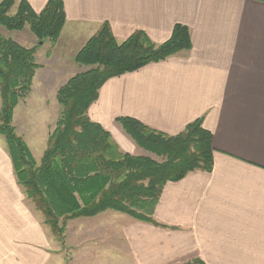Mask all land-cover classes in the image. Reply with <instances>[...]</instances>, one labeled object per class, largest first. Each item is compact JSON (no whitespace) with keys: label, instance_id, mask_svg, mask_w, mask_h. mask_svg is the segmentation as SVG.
<instances>
[{"label":"crops","instance_id":"obj_1","mask_svg":"<svg viewBox=\"0 0 264 264\" xmlns=\"http://www.w3.org/2000/svg\"><path fill=\"white\" fill-rule=\"evenodd\" d=\"M13 1L39 14L51 0ZM56 1L65 23L54 49H79L104 23L118 43L140 31L160 45L175 25L188 28V51L107 80L88 117L132 155L144 153L117 119L167 136L199 120L212 136V170L167 183L154 224L108 210L68 220L58 245L0 136V264H264V0ZM42 70L28 100L38 115L48 113L50 90L58 106L59 87ZM43 123L47 143V117ZM30 129L43 146L42 126Z\"/></svg>","mask_w":264,"mask_h":264},{"label":"trees","instance_id":"obj_2","mask_svg":"<svg viewBox=\"0 0 264 264\" xmlns=\"http://www.w3.org/2000/svg\"><path fill=\"white\" fill-rule=\"evenodd\" d=\"M14 4L0 0L1 26L20 31L28 25L38 46L45 39L57 40L65 23L60 1H49L39 14L20 1L15 14L9 15ZM190 48L189 30L182 25H175L170 38L160 45L140 31L118 43L109 25H101L74 58L94 68L71 77L56 93L60 116L37 165L11 125L14 108L29 93L38 68L34 49L0 37V136L5 139L18 185L53 235L61 236L68 220L108 210L154 224L153 210L167 183L194 171L212 170V136L199 120L180 134L167 136L134 119H117L124 133L151 157L121 152L110 133L88 117L89 107L107 80Z\"/></svg>","mask_w":264,"mask_h":264},{"label":"rangeland","instance_id":"obj_3","mask_svg":"<svg viewBox=\"0 0 264 264\" xmlns=\"http://www.w3.org/2000/svg\"><path fill=\"white\" fill-rule=\"evenodd\" d=\"M16 10H17V4L15 3L9 12V15H14ZM0 37H3L5 39H10V40L16 42L17 44H19L20 46H22L26 49H31V48L34 49V54H33L34 63L38 66V68L35 71V74L33 76L29 93H27L25 98L20 99L18 101L17 106L14 108L13 114L15 112V115H16L15 116V123L13 124V115H12L11 125L14 128L15 134L18 137H20L25 144L26 143L29 144V147H30L32 153L30 150L29 151H30L33 159L34 160L36 159L35 160L36 164L39 165V162L42 158L41 156H43L42 155V152H43L42 149L45 151L47 148V143L44 142V140L46 139L45 138V128H44L45 123H43L44 119H46V117L48 119V123H47L48 127L46 128V131H48V135H47V142H48L49 135L53 131L55 123L60 116L61 107L59 105L57 107L54 105H51V102H53L54 99L52 96L53 90H50L51 92H49L48 94H51V95L47 94L48 102L50 104L46 108V110L48 111V113H47L48 115L47 114L38 115L35 112V109H33V107H31L30 104H28V100L33 99L32 94L35 93L32 90V84L34 81V77L37 74L38 70L43 69L42 71H44L45 73L46 72L48 73V77H50V82L53 84L56 81V85L59 88H61L64 84H66V82L71 77L94 68V66L80 65V64L76 63L74 60L75 55L81 50V48L86 44V42L90 38L77 50L76 49L72 50L68 46H66V48H64L65 44H62V42H60V48L59 49L58 48L54 49V47L56 46V44L58 42L59 37L57 38V40L54 43H52L48 39H45L43 44L41 45V46H43V45H45V46L42 47V49H39L41 46L37 45L38 41L35 38V36L31 33L28 25H25L24 28L20 31H8L7 29H5L3 26L0 25ZM54 52L56 53L55 55H54ZM44 56H46V57H44ZM59 88H58V90H59ZM44 91H48V90L46 89ZM56 101H57V99H56ZM32 102H30V103H32ZM57 104H58V102H57ZM31 124H36V125L38 124V126L39 125L42 126L43 137H42L41 143H43V146H42V144H41V146H38L39 138L36 135H35L36 137L33 134L31 135V133H32V129H30ZM119 126H120V124H119ZM122 131H123V129H122ZM27 144H26V146L29 149ZM138 149H140V148H138ZM140 151H141V154L144 153V155H148V156L152 157L151 154L145 152L144 150L140 149ZM153 159L157 160L158 162L161 161L160 158L153 157ZM25 198L27 199L26 195H25ZM28 201L31 202L29 199H28ZM34 208H35V206H34ZM114 214L120 215L117 213H114ZM81 218H83V217H81ZM59 226H60V222H59L58 227ZM117 228H118V222H114V226H113V232L114 233H116L115 231H117ZM64 233H65V228H64V232L61 236L54 235V238L56 239V242L58 243V245H60V242H62L64 240ZM63 245L64 244H62V246Z\"/></svg>","mask_w":264,"mask_h":264}]
</instances>
